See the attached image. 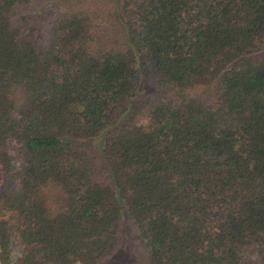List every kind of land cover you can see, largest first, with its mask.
<instances>
[{"label": "trees", "instance_id": "obj_1", "mask_svg": "<svg viewBox=\"0 0 264 264\" xmlns=\"http://www.w3.org/2000/svg\"><path fill=\"white\" fill-rule=\"evenodd\" d=\"M125 226L264 264V0H0V264H109Z\"/></svg>", "mask_w": 264, "mask_h": 264}, {"label": "rangeland", "instance_id": "obj_2", "mask_svg": "<svg viewBox=\"0 0 264 264\" xmlns=\"http://www.w3.org/2000/svg\"><path fill=\"white\" fill-rule=\"evenodd\" d=\"M88 144V143H87ZM98 142H95V144H89L87 147H89L90 150L93 152L97 151L98 149ZM132 235H131V230H129L126 226L124 227V232H123V242L120 246L119 251L111 257V259L108 261L109 264H144L141 262L140 258L138 255L135 253L132 242ZM11 247H12V252H13V257L17 256L20 253V246L18 244L17 238L14 235L11 238Z\"/></svg>", "mask_w": 264, "mask_h": 264}]
</instances>
